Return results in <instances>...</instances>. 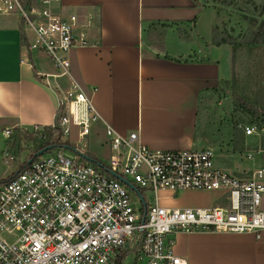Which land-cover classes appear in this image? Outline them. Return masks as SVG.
I'll list each match as a JSON object with an SVG mask.
<instances>
[{"label": "built area", "instance_id": "built-area-1", "mask_svg": "<svg viewBox=\"0 0 264 264\" xmlns=\"http://www.w3.org/2000/svg\"><path fill=\"white\" fill-rule=\"evenodd\" d=\"M61 4L0 0V15L20 20L25 50L45 53L59 71L51 75L71 78L58 107L62 137L71 142L73 128L86 140L103 118L70 71L71 52L91 45L87 30L94 18L82 24ZM43 81L50 85L47 77ZM104 124L111 155L103 168L76 151L57 149L0 184V264H190L174 250L173 237L182 232L251 234L264 242V168L234 173L217 165L211 147L152 148L137 131L122 134ZM242 131L264 138V126L256 122ZM4 132L10 137L9 129ZM186 189L219 191L225 204L161 203Z\"/></svg>", "mask_w": 264, "mask_h": 264}, {"label": "crops", "instance_id": "crops-1", "mask_svg": "<svg viewBox=\"0 0 264 264\" xmlns=\"http://www.w3.org/2000/svg\"><path fill=\"white\" fill-rule=\"evenodd\" d=\"M61 7L82 24L94 18L87 30L91 45L70 54L73 78L104 120L93 124L86 146H78L83 153L107 163L110 146L97 140L106 133L104 122L122 134L137 131L152 148L211 147L200 133L203 106L234 70L233 47L212 44L214 22L206 33L199 29L211 10L198 0H62ZM157 33L158 41L151 37ZM25 35L16 16L0 15L1 153L5 130L55 124L60 93L71 83L68 76L51 75L59 71L45 53L25 50ZM199 191L210 196L207 202L173 207L225 204L221 192ZM173 238L175 252L190 264H264V242L251 234L182 232Z\"/></svg>", "mask_w": 264, "mask_h": 264}, {"label": "rangeland", "instance_id": "rangeland-1", "mask_svg": "<svg viewBox=\"0 0 264 264\" xmlns=\"http://www.w3.org/2000/svg\"><path fill=\"white\" fill-rule=\"evenodd\" d=\"M198 1L213 12L206 13L199 25L200 31L206 33L210 28V21H213L214 27L227 31L236 40L233 48V77L230 81L220 84L214 93L208 96L200 118V133L206 139L207 146L215 150L217 165L238 174L247 173L254 168H264V138H248L242 131V126L249 122L264 126L262 116L256 117L249 112L254 108L262 114L264 110V44L252 42V32L264 18V0ZM151 37L158 41L161 33ZM23 133L21 141L16 142V138H12V130L6 141V150L4 149L3 153L0 151V179L8 177L16 169L20 171L38 149L33 132ZM88 136L86 140H81L78 137V129L73 128L71 142L84 148ZM97 140L108 149L109 138L106 133H100ZM249 154L252 157H249ZM13 156L17 159H13ZM108 157L109 150L103 158ZM171 194L172 197H165L161 203L171 207L191 206L198 202H207L210 197L199 189H186ZM135 198H138L136 194Z\"/></svg>", "mask_w": 264, "mask_h": 264}, {"label": "trees", "instance_id": "trees-1", "mask_svg": "<svg viewBox=\"0 0 264 264\" xmlns=\"http://www.w3.org/2000/svg\"><path fill=\"white\" fill-rule=\"evenodd\" d=\"M263 9H264V5H263ZM211 41H212V44H214V45L229 44L233 48L235 47V42H236L235 38L232 35H230L227 31L225 32V30L221 31L218 27L213 28V35H212ZM252 42H254L256 44H264V18L258 24L257 29L252 32ZM248 103H250V102L248 101ZM249 112H251L256 117L262 116V118H264V110H263L262 114H259V111L255 110L254 108H251L249 110ZM59 114L60 113L57 112L56 122L54 125L44 126L41 129L38 128L37 130H33L32 135L35 137V143L38 144L37 145V148H38L37 151H39L45 147L51 148L46 153H48L54 149H65L67 146L75 148V146L70 141L64 140L62 138V132L63 131H62V128L58 124ZM13 132H14V134L12 135V138H16V142L21 141V139L23 138V135H24L23 132L29 134L28 131L20 129V128H14ZM89 156L91 157L92 155L90 154ZM13 157L16 158L15 156H13ZM92 158L94 160H96L98 163H102V164L106 165L105 162L98 160L97 158H95L93 156H92ZM82 160L85 161V159H82ZM90 163H93L94 165H96L98 167L97 163H95V162H90ZM30 164L31 163L27 162L26 164L23 165V167L20 170L27 168ZM10 177L11 176H9L5 179H1L0 184L7 182L10 179Z\"/></svg>", "mask_w": 264, "mask_h": 264}, {"label": "water", "instance_id": "water-1", "mask_svg": "<svg viewBox=\"0 0 264 264\" xmlns=\"http://www.w3.org/2000/svg\"><path fill=\"white\" fill-rule=\"evenodd\" d=\"M66 148H67V149H71V150H73V151H76V152L79 153V155H80L81 157H83L86 161H88V162H95V163H97L101 168L104 167V165H103L102 163H98L96 160H94L92 157L88 156L87 154H85V153H83V152H79L77 149L72 148V147H70V146H67ZM49 149H51V148H50V147H45V148L39 150V151L36 152V153L34 154V156L28 161V163H32V161H33L34 159H36V158H38L39 156L45 154L47 151H49ZM105 169H106V171H110V170L107 169V168H105ZM110 173H111L112 175L116 176V177L119 178V179H123L119 174H117V173L114 172V171H110ZM130 186H131L133 189H135V190L137 191V188H136L133 184H130Z\"/></svg>", "mask_w": 264, "mask_h": 264}]
</instances>
